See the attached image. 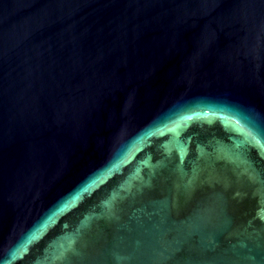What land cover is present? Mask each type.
Instances as JSON below:
<instances>
[{
	"label": "water",
	"instance_id": "95a60500",
	"mask_svg": "<svg viewBox=\"0 0 264 264\" xmlns=\"http://www.w3.org/2000/svg\"><path fill=\"white\" fill-rule=\"evenodd\" d=\"M0 264H264V0H0Z\"/></svg>",
	"mask_w": 264,
	"mask_h": 264
}]
</instances>
